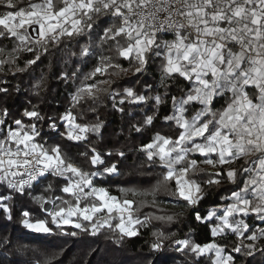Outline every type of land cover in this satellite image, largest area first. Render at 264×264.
Here are the masks:
<instances>
[{
  "label": "snow or ice",
  "instance_id": "1",
  "mask_svg": "<svg viewBox=\"0 0 264 264\" xmlns=\"http://www.w3.org/2000/svg\"><path fill=\"white\" fill-rule=\"evenodd\" d=\"M29 29L36 33L35 38ZM0 40L18 42L11 48L0 46V72L15 67L13 76L27 72L53 50L61 52L67 70L58 78L73 84L79 81L70 94L73 107L88 100L95 104L103 93L111 96L113 109L125 115L129 114L124 105L151 102V115L144 113L139 121L129 116V136L154 127L159 106L169 101L172 114L164 120L175 124V131H155L150 143L135 149L143 156L140 167L152 170L158 166L162 179L143 191L121 189L124 198L120 199L97 186L93 178L121 175L118 165L108 163L102 155L128 159L124 150L102 154L92 147L81 152L90 167L99 166L87 171L74 164L59 143L43 140L36 123L13 119L9 124L8 108H0V187L10 192L0 194V210L8 220L13 218V209L6 202L17 195L28 197L39 205L43 217L33 218L29 210H23L20 223L25 229L46 235L95 237L106 226L112 232L107 239L115 237L114 243L120 245L125 237L139 235L136 225L146 226L152 219L169 223L175 219L167 214H145L143 221L134 217V200L127 198L129 194L151 197V205L159 209L164 201L156 197L163 185L173 198L167 203L183 201L194 208L208 194L202 183L211 189L227 181L235 187L222 199L230 202L209 211L206 217L196 214L197 221L212 225L214 239L205 244L174 240L173 245L179 246L175 251L196 264L206 255L211 264H264V245L260 243L264 240V0H27L26 5L23 0H0ZM23 52L31 53L32 58L19 67V53ZM120 58L141 74L159 58V88L163 93L153 85H146L148 91H155L152 96L138 94L131 87L114 91L115 81L99 79L126 74L129 69L122 67ZM82 66L91 70L84 71ZM177 78L187 84L179 89L180 96L170 93L171 82ZM44 80L41 75L35 87L39 89ZM8 92L6 86H0V99ZM218 101H223L220 108L216 107ZM22 115L30 121L44 120L36 106L31 111L25 109ZM49 119V127L61 139L87 144L91 143L90 135L103 139L106 126L98 118L80 124L68 110L59 118L66 122L64 125ZM60 127L66 131H59ZM194 153L202 158H192ZM237 161L242 163L232 167ZM200 164L220 170L209 174L199 169L208 176L201 183L192 178ZM48 176L65 181L59 191L69 198L45 195L56 191L52 183L43 188L42 194H33L36 185ZM147 203L141 201L142 206ZM112 221L117 222L113 225ZM152 235L155 239L150 251L163 253L168 247L165 240L170 237L162 231ZM0 246L13 256L25 251L13 247L6 236L0 238ZM55 259L53 255L37 259L35 264H54ZM148 264H154L153 260Z\"/></svg>",
  "mask_w": 264,
  "mask_h": 264
},
{
  "label": "trees",
  "instance_id": "2",
  "mask_svg": "<svg viewBox=\"0 0 264 264\" xmlns=\"http://www.w3.org/2000/svg\"><path fill=\"white\" fill-rule=\"evenodd\" d=\"M16 2L20 3L21 0H16ZM33 2H39V0H33ZM26 4L27 0H23V5ZM15 43L18 42L0 40V46L5 48H11ZM19 55L22 56V59L18 62L19 67L24 66L25 60L32 58V54L27 52L19 53ZM61 57V52L53 50V54L42 56L37 65L32 66L25 73H17L13 76L12 72L15 71V67H12L11 71H7L6 69L5 72H0V86H6L9 89L8 95L0 99V108L5 106L8 108L10 113L8 117L9 124H11L13 119H23L25 124L36 123L37 127L41 129L43 140L48 141V144L59 143L67 157H70L72 162L78 167H82L87 171H94L99 166L90 167L85 159L79 155L81 152L90 150L92 147H95L102 154L108 151L115 153L119 150H124L128 159H122L115 154L110 158L102 155V158L106 159L108 163L117 164L122 174L111 177L107 175L95 177L93 178L94 183L97 186L107 188L111 195L120 199L124 198L120 191L121 189H136L139 191L151 189L157 184V181L162 179L161 169L158 166L152 170H148L147 167H140L143 156L136 152L135 149L139 148L141 144L150 143L155 131H160L161 134H169L175 131L174 122L164 120L166 115L172 114L171 102L169 101L159 106V115L154 121V127L145 130L142 134L132 133L129 136L127 127L129 116L139 121L142 119L144 113L151 115L153 111L152 103L149 102L147 105L126 104L124 105L125 111L129 115H125L114 110L111 96L103 93L95 104L91 100H88L87 102L82 101L80 105L73 107L70 94L75 91L79 81L73 84L71 81L62 82L58 78L62 72L67 70ZM119 62L123 68L129 69L126 74L121 73L119 76L105 75L104 77H99V79H108L110 82L115 81L112 84L114 91L122 92L124 88L131 87L138 94L152 96L156 94L155 91H148L146 85H153L154 89H158L161 94L163 93L164 90L159 88L161 75V60L159 58L151 62L148 70L142 74L135 73L134 67L130 68L127 60L120 58ZM82 67L84 71L91 70L90 66ZM109 71L112 70L110 69ZM41 75L45 77V80L38 89L35 85L40 84ZM171 83L170 93L172 95L180 96L179 89L187 87L186 82L181 78H177ZM102 87H108V85H102ZM222 103L223 101H218L216 107L220 108ZM33 106H36V110L44 117V120L37 121L33 118L30 121L29 118L22 115L25 109L31 111ZM91 108H95V111H90L89 109ZM68 110L72 111L73 115L76 116V122L80 124L93 123L97 118L103 121L106 126L103 129V139L100 140L90 135V144L85 142H70L66 138L61 139L49 127L51 123L49 118H54L59 124L64 125L66 122L59 118ZM194 110L195 108L192 109V111ZM82 114L83 118H81ZM191 114L190 111L188 115ZM169 124L172 125V128L168 127ZM12 126L15 127V125ZM59 131H66V128L60 127ZM41 137H37V140L42 142ZM45 146L47 147V145ZM191 157L202 158L199 153L191 154ZM245 159L252 158L246 157ZM240 163L242 161H237L236 164L231 166L238 167ZM199 169H204L209 174L220 170L200 164L197 169V175L192 178L201 183L208 176L204 172H200ZM48 183H52L56 187V191L45 195H64L66 199L69 198L67 194H62L59 191V186H62L65 181L51 176H48L46 180H42L37 184L33 194H42L43 188ZM202 187L205 188L208 194L194 208L186 206L183 201L179 203H167L168 200L173 198L166 194L163 185L160 186L156 197L157 200L164 201V203L160 204L159 209L151 205V197L132 196L129 194L127 198L134 200L132 206L134 217H138L143 221L145 214H167L174 216L175 219L171 223L152 219L148 221L146 226L136 225L139 235L131 238L125 237L123 243L120 245L114 243L115 237L111 240L107 239V237L112 236V232L106 226L95 237L86 234H81L77 237L46 235L25 229L20 223L22 219L21 212L23 210H29L33 218H42L43 213L39 210V205L34 203L30 198L17 195L13 201L6 202L12 206V220H8L7 215L0 210V238L8 237L13 247H23L25 251L21 255L13 256L11 252H4L3 246H0V264H8L10 261L12 264H35L37 259L42 261L53 255L56 257L54 264H148L149 259L153 260L154 264H196V261L189 256L175 251V248L179 246L173 245L172 242L174 240L188 239L195 243L205 244L214 239L210 232L212 225L206 220L203 222L197 221L196 214L198 212L200 216L206 217L209 211L223 207L229 203L230 201L222 198L228 197L235 186L224 181L219 186H212L211 189L203 183ZM0 194L8 195L10 192L0 187ZM144 200L149 201V203L142 206L141 201ZM136 209L139 210L136 211ZM160 209H163V211ZM116 222L112 221L113 225ZM249 223H251L250 220ZM256 223L260 222L256 221ZM65 230H68L67 226ZM72 230L79 232L77 229ZM154 231H162L170 237V239L165 240V244L168 247L163 253H152L150 251V244L155 239L152 235ZM173 233L175 235H172ZM215 239L220 240L219 237ZM260 243L264 245V240ZM93 250L96 251L94 252ZM259 260L260 256L257 254L256 261ZM199 264H211V262L206 255L200 258ZM238 264H241V262H238Z\"/></svg>",
  "mask_w": 264,
  "mask_h": 264
},
{
  "label": "water",
  "instance_id": "3",
  "mask_svg": "<svg viewBox=\"0 0 264 264\" xmlns=\"http://www.w3.org/2000/svg\"><path fill=\"white\" fill-rule=\"evenodd\" d=\"M29 31H30L32 37L35 38L36 37V33L34 31H32L31 29H29ZM46 207H50V205H46Z\"/></svg>",
  "mask_w": 264,
  "mask_h": 264
}]
</instances>
